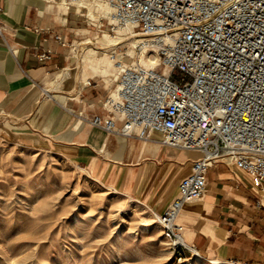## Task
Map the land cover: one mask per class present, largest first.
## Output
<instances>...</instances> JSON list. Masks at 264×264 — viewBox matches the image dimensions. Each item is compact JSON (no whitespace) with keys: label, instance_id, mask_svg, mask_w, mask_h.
<instances>
[{"label":"built area","instance_id":"1","mask_svg":"<svg viewBox=\"0 0 264 264\" xmlns=\"http://www.w3.org/2000/svg\"><path fill=\"white\" fill-rule=\"evenodd\" d=\"M63 1H102L112 32L140 36L131 54H110L116 86L103 102L106 114L91 124L143 141L158 133L161 144L201 153L155 217L179 260L186 252L202 257L186 242L179 216L203 198L215 164L227 160L247 174L259 195L256 206L264 208V0ZM5 32L0 25V35ZM52 58L51 51L38 55L41 62Z\"/></svg>","mask_w":264,"mask_h":264},{"label":"crops","instance_id":"2","mask_svg":"<svg viewBox=\"0 0 264 264\" xmlns=\"http://www.w3.org/2000/svg\"><path fill=\"white\" fill-rule=\"evenodd\" d=\"M74 17L47 0H0L6 28L0 35V123L11 132L52 139L79 166L120 181L133 199L162 213L202 155L161 144L158 133L143 141L91 124L106 114L103 102L115 88V72L108 60H83L72 48L79 32ZM46 51L53 58L41 62L38 55ZM258 198L247 174L218 162L208 171L203 198L187 203L179 216L186 242L206 259L264 264Z\"/></svg>","mask_w":264,"mask_h":264},{"label":"rangeland","instance_id":"3","mask_svg":"<svg viewBox=\"0 0 264 264\" xmlns=\"http://www.w3.org/2000/svg\"><path fill=\"white\" fill-rule=\"evenodd\" d=\"M47 1L75 15L79 32L70 44L83 60L97 56L113 66L112 52L131 54L140 40L127 29L111 31L102 1ZM105 177L52 139L0 123V264H211L189 252L179 260L158 211Z\"/></svg>","mask_w":264,"mask_h":264},{"label":"bare ground","instance_id":"4","mask_svg":"<svg viewBox=\"0 0 264 264\" xmlns=\"http://www.w3.org/2000/svg\"><path fill=\"white\" fill-rule=\"evenodd\" d=\"M95 2H101V1H95ZM99 4H101L102 6H104V8L106 7V10H105L106 12L105 13H107V15H109L110 14L109 8L104 3H103L104 5L102 3H99ZM99 4L97 3V5H99ZM135 36L140 37L139 35H135ZM138 42H136V43L138 44ZM133 44H135V43H133Z\"/></svg>","mask_w":264,"mask_h":264}]
</instances>
